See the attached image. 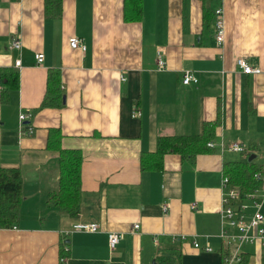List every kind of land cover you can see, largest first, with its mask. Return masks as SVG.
<instances>
[{
	"label": "crops",
	"instance_id": "crops-1",
	"mask_svg": "<svg viewBox=\"0 0 264 264\" xmlns=\"http://www.w3.org/2000/svg\"><path fill=\"white\" fill-rule=\"evenodd\" d=\"M43 4L0 0V165L16 167L21 179L18 219L0 228V264H58L59 245L67 252L62 264H160L161 254L178 264H221L224 164L254 154L264 179V0H207L206 12L200 0H141L133 22L123 20L122 0H61L57 18L46 17ZM219 7L221 46L213 36ZM13 36L19 50L8 48ZM71 36L82 39L83 52L68 46ZM238 57L259 72H239ZM50 69L59 72L62 105L39 108ZM184 70L197 82L181 84ZM20 111L32 113L29 135L18 134ZM51 130L59 148L81 154L74 216L53 204L60 168ZM204 131L213 148L193 158L167 153L160 170L140 169L158 136ZM219 142L245 150L220 151ZM244 202L248 217L253 207ZM75 223L97 230H71ZM108 232L122 234L111 250ZM240 252L232 264H264V240L242 243Z\"/></svg>",
	"mask_w": 264,
	"mask_h": 264
},
{
	"label": "trees",
	"instance_id": "trees-1",
	"mask_svg": "<svg viewBox=\"0 0 264 264\" xmlns=\"http://www.w3.org/2000/svg\"><path fill=\"white\" fill-rule=\"evenodd\" d=\"M203 12L207 11V0H200ZM44 15L48 18H57L61 14V0H43ZM122 18L126 22L139 20L141 16V0H122ZM213 15V12H212ZM17 75L14 71L8 72L11 86L17 85ZM59 72L57 69L47 71L45 89L39 108L61 107V92L59 90ZM206 125V124H205ZM205 127V126H204ZM213 127V125H212ZM211 131H204L198 135H173L158 136L156 147L150 153L153 159L146 160L145 154L140 155L139 165L141 170H160L162 157L167 153L178 154L181 158H193L196 154L207 150L205 143L210 138ZM54 136V137H52ZM58 132L51 130L48 142L52 143L58 151L60 176L58 190L52 195L53 204L58 209L74 216L78 209L79 196V164L81 154L76 149H61L57 145ZM248 155V154H246ZM247 157V156H246ZM228 162L224 164L225 175L230 185L239 190L240 197L250 192L256 185L254 173H263L262 167L252 161ZM20 174L16 167H3L0 165V228L12 226L18 219V206L20 201ZM62 245L58 247V264L66 256ZM160 264H178L177 257L170 254H161L158 257Z\"/></svg>",
	"mask_w": 264,
	"mask_h": 264
},
{
	"label": "built area",
	"instance_id": "built-area-1",
	"mask_svg": "<svg viewBox=\"0 0 264 264\" xmlns=\"http://www.w3.org/2000/svg\"><path fill=\"white\" fill-rule=\"evenodd\" d=\"M213 29L214 41L217 46H221L224 38L223 17L221 8H216L213 11ZM70 48L78 49L83 52L85 45L82 39L76 36H71L67 40ZM21 47L20 39L13 36L8 42L9 49L19 50ZM156 69L162 70L165 67L164 59L160 50L155 51ZM36 65H40L43 60V55L37 52L33 55ZM236 68L239 72L244 74L258 73V68L250 66L245 58L238 57L235 60ZM180 82L183 85L189 83H196V76L189 70H184L180 76ZM32 113L30 111H20L17 114V131L20 135H29L32 133L33 128L29 124ZM132 117H139V109H133L131 112ZM207 148H213V142H206ZM220 151H231L236 153L244 152L245 148L242 144L231 143L224 145L222 142L217 144ZM254 180L257 182L256 186L243 197H240L239 190L230 185L229 179L226 175H222L220 179L219 189L221 192V217L226 222V228H223L218 237L225 244V252L221 255V264H232L240 262L241 252L240 245L242 243H253L256 241L264 240V211L261 210L264 204V179L260 173L253 174ZM258 191V193H256ZM250 202L253 207L252 213L247 217L245 212L248 205L244 202ZM194 207V203L191 204ZM163 210L166 209L162 205ZM138 228L137 224H132V230ZM230 229L234 230L232 232ZM71 230L83 232H95L97 230L96 223H75L71 226ZM121 232H108L107 233V246L111 250L115 247L121 239ZM195 248H199L205 252L211 250L207 245L201 246L197 242H193Z\"/></svg>",
	"mask_w": 264,
	"mask_h": 264
},
{
	"label": "water",
	"instance_id": "water-1",
	"mask_svg": "<svg viewBox=\"0 0 264 264\" xmlns=\"http://www.w3.org/2000/svg\"><path fill=\"white\" fill-rule=\"evenodd\" d=\"M255 155L254 154H248V156L246 157V161L250 162L252 161V159H254Z\"/></svg>",
	"mask_w": 264,
	"mask_h": 264
}]
</instances>
